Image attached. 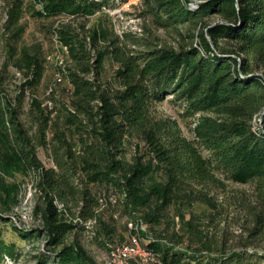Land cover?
<instances>
[{"label": "trees", "instance_id": "16d2710c", "mask_svg": "<svg viewBox=\"0 0 264 264\" xmlns=\"http://www.w3.org/2000/svg\"><path fill=\"white\" fill-rule=\"evenodd\" d=\"M143 4L140 15L176 34L177 46L162 43L147 25L141 34L102 25L83 34L72 22L62 23L52 32L70 60L58 68L67 86L49 85L40 96L44 64L19 46L24 15L74 22L117 3L14 1L5 68L12 64L24 77L10 97L0 76V197L12 202L18 196V182L6 175L34 174L33 214L43 227L26 232L7 215L0 221L25 239L47 237L50 251L37 264H98L79 243L66 244L67 235L79 228L110 249L130 242L124 222L139 220L150 236L144 247L158 264H264V0ZM108 61L111 78L104 76ZM169 95L183 109L179 117L157 112ZM180 119L189 121L193 136L183 132ZM231 184L252 187L232 191L228 204L243 214L237 236L222 227L228 205L219 198L229 196ZM196 204L205 207L204 216ZM19 256L0 237V264Z\"/></svg>", "mask_w": 264, "mask_h": 264}, {"label": "rangeland", "instance_id": "374dc122", "mask_svg": "<svg viewBox=\"0 0 264 264\" xmlns=\"http://www.w3.org/2000/svg\"><path fill=\"white\" fill-rule=\"evenodd\" d=\"M15 0H0V76L4 77V88L10 97L14 96L23 81V74L17 71L14 65L9 64L5 68V62L10 57L11 45L13 44L10 37L11 33L7 29V20L9 16V10L13 5ZM30 3L33 0H24ZM117 6L114 8H105V12H98L96 15L92 16L89 20L87 19H76L68 21V17H61V19L52 18H37L32 15V13H26L22 18V22L26 25L25 33L19 42V46L29 47L33 53H35L42 64H44V76L40 87L37 89V94L40 96H46L48 86H56L59 91L67 86V82L60 80L59 66L69 65V58L64 48L58 38L56 33H53V28H59L62 23L72 22L77 31L83 34H89V31L99 25L103 27H108L113 29L117 34H123V32H135L141 34L144 30V26L147 25L151 28L152 33L160 37L162 43H168L170 45L177 46L178 39L176 34L173 32H166L163 29L156 28L151 25V18L147 16L145 19L140 15L144 8L143 0H127L124 3H120V0H116ZM195 3V2H194ZM199 3V1H198ZM40 5H38L39 7ZM218 20L217 17H213L212 21ZM149 34V33H148ZM151 36V33H150ZM102 45L104 44L101 41ZM114 67L111 62H106L104 76L111 78L113 74ZM105 78V79H107ZM29 98L27 99V102ZM182 107L173 99V95H169L165 100L157 104V112L159 115L179 117L178 114L182 111ZM259 117V121L262 118ZM180 123L183 132L191 137L193 136V131L190 127L189 121H183L180 119ZM39 156L45 164H49L44 151L39 150ZM8 182L16 181L19 184V192L15 201L8 200L6 198L0 197V215H7L11 217L17 227L21 228L23 231L30 232L35 229L42 228L43 222L41 219L37 218L33 214V209L38 201L35 189V176L34 174H23L21 172H13L10 175H6ZM230 194L227 197H220V201H226L227 205L232 202L235 198L232 191H252L251 185L244 184H231L229 186ZM238 196V195H236ZM8 207H6V206ZM204 206L196 204L195 210L198 214L203 215ZM235 205L230 204L227 207V211L223 214V218H226L222 223V227L229 231V235L237 236L240 233V224L243 223V214L237 211ZM189 218L190 215L188 214ZM76 222V220L74 221ZM142 224V222L140 223ZM144 226V225H143ZM122 232V229H119ZM141 234L143 248L144 244L148 242L150 236H148V226L146 229L140 226L138 230ZM136 231V232H138ZM143 231V232H142ZM146 231V232H145ZM0 232L1 238L7 245H14L17 250H19L20 256L14 261L10 260L8 264H37L41 257L50 251L47 246V237L44 234L39 236H31L25 239L21 237L19 233L14 230L11 225H6L4 222L0 221ZM143 233H147L143 235ZM93 235V234H92ZM120 240L117 237V241ZM132 241V238L130 242ZM130 242L116 243V244H129ZM238 237L233 240L231 239L229 244H237ZM79 243L81 246L86 248L89 254L95 259L98 264H108L111 259L110 252L112 249L111 244L110 249L108 246L97 241L96 239L89 238V234L80 230L79 228L70 232L66 238V244ZM250 249H255L251 246ZM256 250H263L261 247H256ZM143 252L141 251V256L143 257ZM146 253V252H145ZM148 255L146 256V258ZM147 260V259H146ZM147 262V261H146ZM148 264H156V262H148ZM158 264V263H157Z\"/></svg>", "mask_w": 264, "mask_h": 264}, {"label": "bare ground", "instance_id": "6f19581e", "mask_svg": "<svg viewBox=\"0 0 264 264\" xmlns=\"http://www.w3.org/2000/svg\"><path fill=\"white\" fill-rule=\"evenodd\" d=\"M262 119H260L261 121ZM56 204L58 205L59 208L63 209V204H61L60 202L56 201ZM103 208V206L101 207ZM100 208V209H101ZM116 215H119L118 213ZM76 220V219H75ZM95 220L89 221L87 224L88 225H93L95 224ZM142 222V224H140ZM129 230V234L132 238V241L129 244H116V245H112V249L110 252V256L111 259L108 262V264H118V258L117 256H122V248H133L130 249V257H138L141 256V251H145L146 253H149L150 255H148V257L146 258L147 262L146 264H148V262H156V264L159 262L158 257L155 255V253H153L152 251H149L148 249L143 248V244L141 241V234L138 231L140 229V226L142 225V227H144L146 229V225L144 223L143 220H139L137 222L134 221H129V222H124ZM144 225V226H143ZM94 226H90V228H93ZM138 231V232H136ZM143 232V231H142ZM146 232V231H145ZM94 234V233H92ZM134 243L136 245V247H134ZM118 245V246H117Z\"/></svg>", "mask_w": 264, "mask_h": 264}, {"label": "built area", "instance_id": "2783aa9c", "mask_svg": "<svg viewBox=\"0 0 264 264\" xmlns=\"http://www.w3.org/2000/svg\"><path fill=\"white\" fill-rule=\"evenodd\" d=\"M196 2H198V1H196ZM102 205H103V203H102ZM103 207H105V206L103 205ZM116 216H118V215H116ZM94 225L95 224L87 225V226H94ZM134 247H136L135 243H134ZM130 249H133V248H122V256H117L118 264H132V262L134 260L138 261L140 264H146V256L150 255L149 253L143 252V257H130Z\"/></svg>", "mask_w": 264, "mask_h": 264}]
</instances>
